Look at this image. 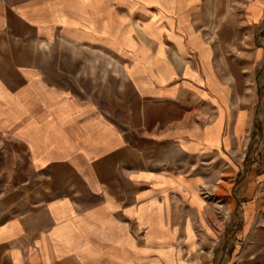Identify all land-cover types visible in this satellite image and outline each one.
Masks as SVG:
<instances>
[{
    "label": "crops",
    "instance_id": "obj_1",
    "mask_svg": "<svg viewBox=\"0 0 264 264\" xmlns=\"http://www.w3.org/2000/svg\"><path fill=\"white\" fill-rule=\"evenodd\" d=\"M252 139L264 0H0V264H219L200 191Z\"/></svg>",
    "mask_w": 264,
    "mask_h": 264
},
{
    "label": "rangeland",
    "instance_id": "obj_2",
    "mask_svg": "<svg viewBox=\"0 0 264 264\" xmlns=\"http://www.w3.org/2000/svg\"><path fill=\"white\" fill-rule=\"evenodd\" d=\"M262 152H264V141L257 142L254 139L244 151V158L243 152H240L244 169L240 170L239 176L242 174L243 180L245 174L253 171L249 170L251 167L258 166ZM210 178L211 176L209 180ZM243 180L239 182L237 177L236 183L232 186L228 174L219 172L214 181L200 191L209 210L217 212L219 217L216 229L220 231V235L215 238L202 237L201 246L207 249L216 248L218 255H215V262L219 261V264L224 261L231 264H264V184L250 200L256 202V205L252 210L250 223L247 220L244 227L243 207L244 202L249 200L242 197L240 183ZM250 183L247 185L248 193L252 192L248 190ZM201 197L198 190L192 192V200H196L199 206L202 204ZM227 201L230 202V207ZM187 231L188 241L191 242L193 238L188 227Z\"/></svg>",
    "mask_w": 264,
    "mask_h": 264
}]
</instances>
